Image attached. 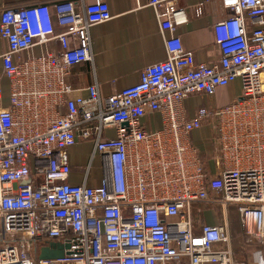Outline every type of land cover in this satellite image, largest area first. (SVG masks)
<instances>
[{
    "label": "built area",
    "instance_id": "obj_1",
    "mask_svg": "<svg viewBox=\"0 0 264 264\" xmlns=\"http://www.w3.org/2000/svg\"><path fill=\"white\" fill-rule=\"evenodd\" d=\"M177 1H150L169 33L167 57L105 96L96 83L83 96L68 80L74 65L92 61L89 28L111 17L104 0L0 11V264H234L229 206L244 236L263 242L264 0L204 1L220 52L210 62L196 58L201 44L186 47L175 33L187 21ZM37 45L43 51L31 54ZM106 56L116 61L120 51ZM234 80L235 98L204 101L188 115V97L210 98ZM152 113L159 128L145 125ZM203 124L211 176L193 137ZM79 140L94 146L86 173L100 157L97 182L67 181ZM198 206L221 207L224 221L199 224ZM54 240L60 252L39 256Z\"/></svg>",
    "mask_w": 264,
    "mask_h": 264
},
{
    "label": "crops",
    "instance_id": "obj_2",
    "mask_svg": "<svg viewBox=\"0 0 264 264\" xmlns=\"http://www.w3.org/2000/svg\"><path fill=\"white\" fill-rule=\"evenodd\" d=\"M42 0H0V11L8 6H23ZM86 2L87 0H81ZM110 10L111 17L101 23L94 24L89 28V49L92 54V61L87 60L73 66L69 76V83L77 88L83 96L88 94L86 86L96 83L101 96L109 94L112 90H120L135 83L139 70L144 66L162 61L167 57L165 46V36L169 33L163 31L155 8L151 5V0H104ZM205 0H178L176 6L183 8L187 15V21L176 27L175 33L179 35L186 47L201 44L196 52L199 61L210 62L220 55L219 47L214 37L213 24L204 7ZM175 6V5H174ZM57 31L62 28L55 25ZM51 50L58 49L57 41L48 45ZM118 48L120 57L116 61L107 60L106 50ZM2 43L0 40V53ZM43 51L42 46H35L30 50L31 54H39ZM2 64L0 60V72ZM3 90L6 93L7 81L3 79ZM240 91L239 80L229 83L214 93L210 100L213 106L224 104L235 98ZM205 100L200 94H193L184 102L189 116H194L196 108ZM144 122L148 129L159 128L161 118L158 113L147 114ZM210 128L203 124L194 130V141L201 149L205 160L211 159L213 148L205 140H208ZM94 152L91 141L79 140L69 150V161L71 164V174L67 181L78 184L83 181L97 182L105 175L102 169L99 155L96 153L92 168L86 173L85 166L88 162L89 154ZM206 153L208 156H206ZM209 175H213L215 166H209ZM221 208V207H220ZM222 209V208H221ZM196 219L199 224H220L224 220L223 209L215 211L212 208L198 206L196 208ZM239 217V216H238ZM239 226V227H238ZM238 226L228 219V234L230 246L233 249L243 243V233ZM264 241V240H263ZM264 243V242H263ZM261 258L264 262V244L259 246ZM264 264V263H263Z\"/></svg>",
    "mask_w": 264,
    "mask_h": 264
},
{
    "label": "rangeland",
    "instance_id": "obj_3",
    "mask_svg": "<svg viewBox=\"0 0 264 264\" xmlns=\"http://www.w3.org/2000/svg\"><path fill=\"white\" fill-rule=\"evenodd\" d=\"M201 99H202V102L207 101L209 103L211 101L210 98L208 97H206L205 100H203V98ZM207 143L212 148V144L210 143V141L205 140L204 145H206ZM206 156H208L207 153H206ZM210 166H214L213 160L210 161ZM211 208L215 211L222 212V209L219 207L214 206ZM227 216L230 222H234L238 226L239 217H238L236 208L234 206H229L227 208ZM40 242H44L46 245H48V242L44 241L41 238L38 240V243ZM57 242L58 240H54L53 243H51L53 245L49 249H46L47 246H45V248H43L42 250H39L38 255L39 256L57 255L60 252L58 247H56L55 245ZM263 242L254 240V239L250 240V238L244 236L243 234V243L237 248V250L233 249V246H232L234 264H257V261H255V253L259 252L258 248H260L259 246H262L264 244Z\"/></svg>",
    "mask_w": 264,
    "mask_h": 264
},
{
    "label": "bare ground",
    "instance_id": "obj_4",
    "mask_svg": "<svg viewBox=\"0 0 264 264\" xmlns=\"http://www.w3.org/2000/svg\"><path fill=\"white\" fill-rule=\"evenodd\" d=\"M255 261H257V264H263L264 263L259 252L255 253Z\"/></svg>",
    "mask_w": 264,
    "mask_h": 264
},
{
    "label": "water",
    "instance_id": "obj_5",
    "mask_svg": "<svg viewBox=\"0 0 264 264\" xmlns=\"http://www.w3.org/2000/svg\"><path fill=\"white\" fill-rule=\"evenodd\" d=\"M66 247H67V245H66Z\"/></svg>",
    "mask_w": 264,
    "mask_h": 264
}]
</instances>
